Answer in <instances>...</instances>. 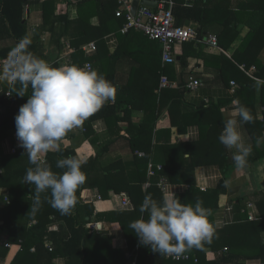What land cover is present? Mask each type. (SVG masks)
<instances>
[{
    "label": "crops",
    "instance_id": "1",
    "mask_svg": "<svg viewBox=\"0 0 264 264\" xmlns=\"http://www.w3.org/2000/svg\"><path fill=\"white\" fill-rule=\"evenodd\" d=\"M216 1L217 4L210 3L204 7L200 22L186 19L184 23L196 24L201 29L199 37L216 35L218 46L211 47L199 41L177 45L174 48L175 61L168 65L162 63L158 42L140 31L120 32L124 18L114 16L107 8L109 4L103 6L99 0H37L24 7L23 20L29 36L35 33V29H41L42 25L47 24L52 28H43L39 47L32 50L35 56L51 65L57 63L60 67L78 64L80 54L77 52L81 51L84 59L81 64L91 62L92 68L116 88L114 98L96 112L99 116L87 118L82 126L72 129L60 139L58 145L62 143L73 149L81 162L95 158L80 194L81 202L93 207L92 218L85 227L89 233L109 237L112 246L120 249L126 258L132 252H128L121 226L116 221L104 218V213L131 210L133 203L127 190L115 184V179L106 183L104 177L106 174L115 177L120 173L123 179L137 176L136 170L140 169L136 165L137 158L145 156V151L132 149L131 142L136 138L139 145H147L149 149L145 170L146 179L151 178L142 183V190L158 202L172 193L175 196L184 193L189 186L188 174L183 182H171L166 175L156 173L159 169L155 166L162 167L164 162L171 165V175L178 177L183 175L185 159L211 160L212 163L198 164L193 168L194 184L200 191L213 189L224 179V191L219 194L217 208L209 218L214 228L213 235L202 241L200 247L191 249L204 253L208 260L228 252L244 258L243 264H264L257 256L259 245L250 242V239H255V233L264 227V129L260 125L264 123V80L255 77L256 68L250 70L255 64L246 67L235 60L236 57L242 60L253 57L264 66V40L257 43L252 51L244 52L242 49L244 38L250 31L246 21L253 11L264 9V0ZM118 8L117 3L114 13ZM55 17L65 20L50 22ZM100 35L102 41L97 45L96 39L92 37ZM89 42L95 44V50L87 54L83 46ZM15 44H10V50ZM259 45L262 46L258 48ZM3 61L0 56V63ZM68 61L71 63L68 64ZM240 71L254 79L255 86L253 91L236 98L235 92L244 81ZM161 73L172 82V87L160 90L156 86ZM190 77L199 79L202 84L194 90L187 89ZM231 81L236 83V87H231ZM4 85L6 91L11 92L5 99L9 108H19L31 95L26 93V96L21 97L16 91L10 90L6 83L0 84L1 87ZM154 95L156 100L153 109L150 105ZM240 103L249 109L252 117L249 126L240 121L237 129L245 145L251 146L244 167H237L233 161L236 149L224 147L218 139L226 119L240 120L236 112ZM107 104L115 110L113 117L108 119L106 115L110 109L105 107ZM151 124L150 137L142 136L141 131L148 129ZM15 131L16 128H10L0 140V152L4 156L17 155L22 162L29 164V157L21 147L15 153L7 151L9 146L15 145L12 137ZM202 135L205 136L203 140ZM185 153H188L187 157ZM42 154L45 157L46 153ZM149 165L154 166L153 175L148 174ZM3 171L5 166L0 162V174ZM161 179L165 180L163 184H159ZM8 194V188L0 186V198L4 203L9 202ZM124 199H128L127 205H122ZM244 214L245 221L242 218ZM249 215L252 217L249 218ZM25 216L17 213L15 220L27 222L28 226L36 222V218L26 220ZM91 222L97 223L98 230L89 231L86 225ZM242 224L244 226L241 228ZM238 225L241 229L236 230ZM231 226L229 233H222V229ZM48 229L57 230V223H52ZM229 235H235L236 239L243 241L237 246H222V241ZM16 238L10 241L7 231L0 232V264H11L16 254L22 251V239L19 236ZM259 240L264 242L263 229L259 233ZM5 242L8 246H4ZM34 251L32 246L30 252ZM154 258H149V264L156 263ZM68 261L78 263L77 257L67 259L58 256L53 260L54 264H69Z\"/></svg>",
    "mask_w": 264,
    "mask_h": 264
},
{
    "label": "trees",
    "instance_id": "2",
    "mask_svg": "<svg viewBox=\"0 0 264 264\" xmlns=\"http://www.w3.org/2000/svg\"><path fill=\"white\" fill-rule=\"evenodd\" d=\"M32 1L37 0H0V56L5 60L8 52L10 51V44L17 43L22 37L28 35L26 23L23 20L24 7ZM89 0H84L87 2ZM102 2L103 6L108 5V9L113 12L115 16L116 0H99ZM159 1V0H154ZM172 12L175 16L176 25H183L186 19L195 20V22H200L204 7L208 4H217L216 0H172ZM118 17V16H117ZM123 17V16H119ZM63 17H55L50 19V22L54 20L63 21ZM123 19V18H122ZM125 20L123 19V22ZM188 21V20H187ZM246 25L249 27L250 31L244 38L242 49L244 52L248 50L252 51V48L264 40V9H258L253 11L250 15L249 20L246 21ZM43 27L39 30L35 29V33L30 36L32 43L29 46V51L32 52L33 48L39 47V41L43 28H51L47 24L42 25ZM52 30V28H51ZM198 36L201 34V29L198 27ZM92 38L96 39L98 45L102 41V35L94 36ZM38 41V42H36ZM157 42V41H156ZM264 42V41H263ZM259 45L258 48H260ZM250 48V49H249ZM80 54L78 64L80 65L84 60L81 51L77 52ZM239 64L243 63L246 67L251 64H255L256 72L254 75L256 78L264 80V66L258 61L252 59L242 60L239 57L235 59ZM82 65V64H81ZM168 65V64H166ZM53 67H59L57 63L52 64ZM237 67V66H236ZM239 71V69L237 68ZM243 75L244 81L242 86L236 90L235 97L240 98L245 96L250 90H254L255 81ZM163 74V73H161ZM160 74V75H161ZM159 75V77H160ZM158 77V79H159ZM158 87V81L157 85ZM18 89L20 85L17 86ZM156 88V87H155ZM3 91H6L7 87L4 85L2 87ZM167 88H162L164 90ZM153 90V89H152ZM27 94L31 93V88L29 87ZM8 97L2 94L1 104L3 111L0 114V140L7 135V131L10 128H15V116L18 113L19 108H9L7 106ZM153 102L150 108L155 107L156 95H154ZM240 105H242L240 103ZM106 108L110 109L106 119L113 117L114 107L111 105H105ZM253 107V106H252ZM100 114L94 113L89 119H93ZM150 118L152 116H149ZM246 126H249L248 122H244ZM260 125L264 129V123L261 122ZM152 133V124L148 129H143L141 131L142 136H149ZM68 134V133H67ZM67 134L64 136L66 137ZM63 137V138H64ZM202 140L205 136L202 135ZM62 139V138H61ZM133 150H144L145 156L137 158V176L134 178H122V173L120 175L112 176V174H106L104 181L115 179V184L121 185L123 189H126L129 193L131 201L133 203V209L131 210H113L104 213V218L107 220L116 221L120 224L123 231L126 247L128 252H132L135 256L137 264H149L150 257H156L153 259L156 263L153 264H224L227 262H233L234 264H243L244 258L238 257L228 252L221 253L217 255L213 260H208L204 253H199L194 249H188L183 253L189 255L186 260H173L166 258L165 254H161L153 251L150 245H143L139 239L136 237L133 230L129 227L130 223L139 219L143 216L147 219V213L140 212V205L142 204L146 192L142 190V183L146 180V166L148 163L149 149L148 146L143 147L139 145V142L134 138L132 140ZM224 146V145H223ZM225 147V146H224ZM22 148V147H21ZM23 149V148H22ZM25 152V150L23 149ZM28 155V154H27ZM191 155V153H189ZM75 157L79 161V157L73 149L64 146L62 143L59 145V150L48 151L45 155V160L48 162V166L54 173H61L64 170L56 167V161L63 157ZM29 157V156H28ZM0 162L5 166V171L0 174V186H5L8 188L9 202L4 203L0 198V203L2 207L0 208V218L2 224L0 225V232H8V240H16L17 236L22 239V251L18 252L11 264H54V258L60 256L63 258L78 259L77 264H127L128 260L124 257L122 251L118 248L112 246L111 239L106 236H100L99 234L89 233L85 227L86 222L92 218L93 207L91 205L83 204L80 200V194L84 185H80L75 193L76 204L70 215H62L56 208L52 207L50 204L51 193L50 190L45 191L40 194V205L35 208L33 206V201L35 198V185L28 184L24 180L26 170L28 168H34L35 165L31 163L22 162L21 158L17 155L4 156L0 152ZM22 162V163H21ZM95 158L88 159L87 161L81 162V170L87 176V174L92 170L94 166ZM212 163L211 160L203 159L199 161H193L190 159H185L183 175L178 177H173L171 175V165L167 162L162 164L161 169L156 171V173L166 175L167 180L183 182L186 180V176H189V186L188 189L182 193L176 195L181 203L195 205L197 201L202 202V206L207 209H211L213 212L217 208L218 196L224 191V179L220 180L217 186L213 189L206 191H200L194 184L193 180V168L198 164ZM116 164V163H115ZM175 169L174 167H172ZM116 169V168H115ZM122 170V168L120 169ZM117 171V169H116ZM21 179V180H20ZM119 190L118 187H114ZM23 213L27 216L26 220L36 218V222L27 225V222H22L15 220V214ZM52 216V217H51ZM85 217H88L86 220ZM210 218V217H209ZM243 221L246 219V215H243ZM52 223H57V230H49L48 227ZM236 227V230L241 229L244 224ZM252 227V225H246ZM232 227L222 229V233H229ZM244 229V228H243ZM264 227L255 233L254 238L250 239V242L257 243L259 245L258 258L264 262V242L259 240V233ZM222 241V246L232 247L237 246L236 244L241 243L243 240L236 239L235 235H229ZM46 239H50L52 242V250L49 251L45 245ZM248 242V241H247ZM35 248L34 252H30L31 247ZM137 246V248H135ZM69 264H76L73 261H68Z\"/></svg>",
    "mask_w": 264,
    "mask_h": 264
},
{
    "label": "clouds",
    "instance_id": "3",
    "mask_svg": "<svg viewBox=\"0 0 264 264\" xmlns=\"http://www.w3.org/2000/svg\"><path fill=\"white\" fill-rule=\"evenodd\" d=\"M31 43L26 35L8 52L0 63V84L6 83L21 97L31 88V95L14 119L20 146L35 165L24 176L26 183L35 185L34 210L41 203L40 194L50 190L51 206L62 215H70L77 202L76 190L86 180L81 161L71 156L58 159L56 167L64 171L57 174L40 162V154L53 148L59 150L58 141L113 99L116 88L90 65L53 67L29 51ZM236 112L240 120L226 119L218 139L226 148L236 149L233 161L237 167H244L251 146L245 145L237 129L240 121L250 122L252 117L244 105H239ZM139 210L148 214L147 219L141 216L129 227L143 245L161 254H181L198 248L214 232L209 221L211 209L204 208L201 201L195 205L181 203L172 193L158 202L146 195Z\"/></svg>",
    "mask_w": 264,
    "mask_h": 264
},
{
    "label": "built area",
    "instance_id": "4",
    "mask_svg": "<svg viewBox=\"0 0 264 264\" xmlns=\"http://www.w3.org/2000/svg\"><path fill=\"white\" fill-rule=\"evenodd\" d=\"M119 8L116 10V16H123L124 23L120 28V32L122 34L127 33L130 30L140 31L149 39L157 41L160 45L161 51V59L162 63L165 64H172L175 61L174 58V48L177 45L189 42V41H199L205 44H208L211 47H217V37L216 35H208L205 37L198 36V27L196 24L188 23L183 25H176L175 17L172 12V0H159L156 1L155 7H150L146 5H139L136 9L134 14L131 13V4L132 0H116ZM83 49L90 54L95 50V44L93 42H89L83 46ZM71 61H68V64ZM70 65V64H69ZM85 65H91V62L86 61L82 65H78L83 67ZM242 68H244L242 66ZM250 70H255V66L250 67ZM249 70V71H250ZM250 71V72H251ZM202 83L199 79L194 77H190L189 81L186 84V88L189 90H194ZM231 87H236V83L234 81L230 82ZM172 87V82L169 81L165 74H161L159 77L158 88H170ZM5 95L6 97L11 95L9 91H3L2 87L0 86V114L3 111V107L1 104V96ZM14 144L13 146H9L7 151L9 153H15L18 147L20 146V142L17 139L16 131L12 134ZM24 149V148H23ZM25 150V149H24ZM45 157L41 153L40 154V162L43 164L45 162ZM156 169H160V165L155 166ZM154 173V166L149 165L148 167V174L153 175ZM165 180L161 179L159 184H163ZM148 183H145L147 185ZM7 200V198H6ZM129 203L128 199L122 200V205H127ZM252 216L249 215V218ZM87 228L89 231H96L98 230L97 223L91 222L88 223ZM4 246H8V243H3ZM45 245L47 246L48 250H52V242L50 239H46ZM137 248V247H136ZM167 258L173 260H186L189 258V255L186 253L181 254H166ZM127 258L130 260L129 264H137L135 260V256L133 253H128Z\"/></svg>",
    "mask_w": 264,
    "mask_h": 264
},
{
    "label": "water",
    "instance_id": "5",
    "mask_svg": "<svg viewBox=\"0 0 264 264\" xmlns=\"http://www.w3.org/2000/svg\"><path fill=\"white\" fill-rule=\"evenodd\" d=\"M139 5H146L150 7H155L156 2L153 0H132L131 13L134 14ZM43 165L48 166V162L45 161Z\"/></svg>",
    "mask_w": 264,
    "mask_h": 264
}]
</instances>
